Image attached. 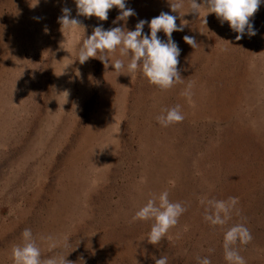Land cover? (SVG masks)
Wrapping results in <instances>:
<instances>
[{
  "label": "rangeland",
  "instance_id": "374dc122",
  "mask_svg": "<svg viewBox=\"0 0 264 264\" xmlns=\"http://www.w3.org/2000/svg\"><path fill=\"white\" fill-rule=\"evenodd\" d=\"M63 7L85 38L101 24L135 30L162 11L178 26L187 20L172 34L183 83L161 90L140 71L117 76L110 61L107 69L98 58L81 64L84 30L62 33ZM126 7L136 15L113 24L115 7L100 21L77 16L74 0H0V264H13L26 228L42 260L228 264L223 237L238 223L252 240L234 247L246 264H264V3L251 18L257 34L240 40L214 13L207 24L187 13V3L180 14L168 0H126ZM143 33L150 35L147 24ZM110 59L128 62L119 51ZM189 84L190 100L181 95ZM176 105L184 120L161 126L156 117ZM165 190L187 211L152 245L154 221L132 217ZM201 197L239 203L225 225L212 226Z\"/></svg>",
  "mask_w": 264,
  "mask_h": 264
},
{
  "label": "clouds",
  "instance_id": "9594fccd",
  "mask_svg": "<svg viewBox=\"0 0 264 264\" xmlns=\"http://www.w3.org/2000/svg\"><path fill=\"white\" fill-rule=\"evenodd\" d=\"M77 16L86 18L96 17L100 21H107L109 10L114 7L120 10V14L113 21H124L135 16L133 9L126 7V0H74ZM188 4V12L193 15L204 16V23L207 24L206 16L214 13L221 24L227 22L232 31L237 33L235 39L240 40L245 35L249 37L257 34L251 18L254 17L264 0H168L171 12L179 13ZM182 18L183 16L180 15ZM177 16L167 12H161L150 21L141 19L135 25V30H127L126 27H112L108 30L103 25L94 27L92 34L85 38V29L81 22L71 17V9L62 8V15L58 18L61 31L76 30L83 28L84 38L78 51V61L84 64L89 58H98L105 69L109 66V61L117 73L135 74L142 72L143 76L151 85L157 86L161 90L171 89L177 83H183V79L178 70L179 56L181 49L173 40L172 34L177 31H184L188 21L181 19V24L176 23ZM150 28V35L143 33L145 25ZM163 32L167 37L162 40L159 32ZM185 43L196 49L199 45L195 37L185 35ZM119 51L120 57L128 58L127 64L124 59H110L112 54ZM191 87L181 92V95L191 99ZM181 106L176 105L171 108H164L161 114L156 117L161 126L168 127L184 120ZM200 203L205 205L204 220L212 226H223L229 219L236 205L239 203L238 197H229L227 201L208 199L201 197ZM187 211V208L180 202H172L169 199L167 190L158 195L153 194L142 207H140L132 217V221L152 220L154 223L148 233L147 240L152 245H158L167 235L169 230L177 225L179 217ZM237 214H239L237 210ZM51 240V237L41 238ZM252 235L249 229L238 223L224 233L223 248L224 258L228 264H246L245 259L234 247L237 243L247 245L251 242ZM54 246V245H53ZM209 251H212L211 249ZM13 264H69L66 257H52L46 260L41 259V249L33 237L31 229L22 232V243L14 245L11 250ZM155 264H168V257L161 256L155 259ZM197 264H211L209 258L197 257Z\"/></svg>",
  "mask_w": 264,
  "mask_h": 264
}]
</instances>
